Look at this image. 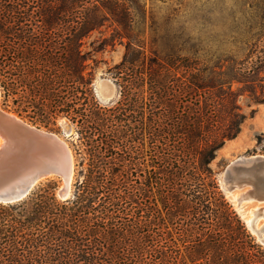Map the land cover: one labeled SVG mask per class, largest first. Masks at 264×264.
I'll list each match as a JSON object with an SVG mask.
<instances>
[{"label":"trees","instance_id":"obj_1","mask_svg":"<svg viewBox=\"0 0 264 264\" xmlns=\"http://www.w3.org/2000/svg\"><path fill=\"white\" fill-rule=\"evenodd\" d=\"M107 22L127 40L109 68L119 98L102 106L83 44ZM131 31L125 0H0L2 105L66 118L77 135L70 197L49 177L0 202V264H186L177 240L191 262L264 264L210 166L247 118L238 96L264 103V46L214 70L146 53ZM256 144L264 153V133Z\"/></svg>","mask_w":264,"mask_h":264},{"label":"rangeland","instance_id":"obj_2","mask_svg":"<svg viewBox=\"0 0 264 264\" xmlns=\"http://www.w3.org/2000/svg\"><path fill=\"white\" fill-rule=\"evenodd\" d=\"M125 2L130 7L132 36L142 42L146 53L154 51L161 58L173 54L185 56L218 70L220 64H223L224 68L229 66L231 58L244 60L248 56L255 57L258 55L256 50L260 51L264 46L262 24L264 11L261 9L263 0H125ZM120 28L115 22H107L90 33L83 44V49L90 51L91 91L96 102L102 106L113 105L119 98V91L109 68L121 60L125 50L127 39L119 36ZM104 38L106 44L103 46L101 40ZM261 75L263 76L264 72L261 71ZM256 85L259 92V82L256 81ZM233 86L239 85L233 83ZM238 104L247 118L238 135L227 140L216 152L210 166L219 189L247 234L264 250V245L245 221L246 217H253L258 228L264 226V200L248 199L236 207L234 200H230L222 188L224 170L229 162L242 155H264L256 144V136L264 133V103L252 102L248 93L244 92L238 96ZM0 106L33 126L57 133L66 140L70 149L71 143L77 140L75 126L66 118L60 117L56 120H44L39 116L30 118L29 115H33L30 111L18 115L10 107L2 105V97ZM58 180L56 194L61 185L59 178ZM72 183L73 176L68 197L72 194ZM238 190L244 192L247 188H237L234 191ZM157 208H161L159 203ZM250 210H253L251 214L248 212ZM175 246L186 264H204V258L190 261L189 244L184 246L181 240H177ZM208 261L206 260L207 264Z\"/></svg>","mask_w":264,"mask_h":264},{"label":"water","instance_id":"obj_3","mask_svg":"<svg viewBox=\"0 0 264 264\" xmlns=\"http://www.w3.org/2000/svg\"><path fill=\"white\" fill-rule=\"evenodd\" d=\"M1 98V90H0ZM0 202L10 203L24 198L43 179L57 177V195L67 198L74 170L71 149L57 133L33 126L0 106ZM246 187L250 199L264 200V155L237 157L224 170L222 188L233 199L234 190ZM240 206V198L234 199ZM249 227V226H248ZM264 245L253 226L249 227Z\"/></svg>","mask_w":264,"mask_h":264},{"label":"bare ground","instance_id":"obj_4","mask_svg":"<svg viewBox=\"0 0 264 264\" xmlns=\"http://www.w3.org/2000/svg\"><path fill=\"white\" fill-rule=\"evenodd\" d=\"M1 139H0V144H1ZM240 158H242V157H245V156H239ZM246 157H249V156H246ZM236 159V158H235ZM238 191H240V190H238ZM238 191H235L234 193H233V199H231L230 198V193H226L227 194V196L229 197V199L230 200H234L236 197L237 198H240V201L241 202H243L244 200H248V199H250V195L247 193H245V192H241L240 191V193L238 192ZM242 206V205H241ZM250 214L253 212V210H250V211H248ZM248 213V214H249ZM264 220V219H263ZM245 221H246V224H247V226H253V228H255V230H257L258 232H259V234L262 236V237H264V226H262L261 228H258L256 225H255V220H254V218L252 217H246V219H245Z\"/></svg>","mask_w":264,"mask_h":264}]
</instances>
